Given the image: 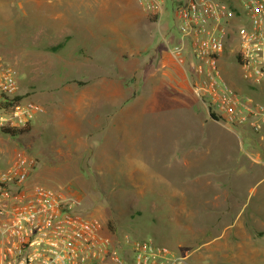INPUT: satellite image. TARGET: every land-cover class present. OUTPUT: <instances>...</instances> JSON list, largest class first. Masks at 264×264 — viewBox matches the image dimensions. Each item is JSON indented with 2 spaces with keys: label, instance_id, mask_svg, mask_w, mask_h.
Segmentation results:
<instances>
[{
  "label": "rangeland",
  "instance_id": "rangeland-1",
  "mask_svg": "<svg viewBox=\"0 0 264 264\" xmlns=\"http://www.w3.org/2000/svg\"><path fill=\"white\" fill-rule=\"evenodd\" d=\"M183 1L153 18L133 0H0V57L42 109L0 133V167L32 155L31 180L76 196L120 256L126 238H152L184 255L181 243L189 264H264V147L213 120L167 55ZM226 226L238 247L201 258L194 247Z\"/></svg>",
  "mask_w": 264,
  "mask_h": 264
},
{
  "label": "built area",
  "instance_id": "built-area-1",
  "mask_svg": "<svg viewBox=\"0 0 264 264\" xmlns=\"http://www.w3.org/2000/svg\"><path fill=\"white\" fill-rule=\"evenodd\" d=\"M137 1L152 16L164 11V0ZM171 16L177 34L168 52L188 71L193 96L264 147V0H186ZM221 59L252 94L226 80ZM41 110L21 98L16 71L0 57V133L27 126ZM35 166L18 151L0 167V264H184V255L152 238H126L128 252L118 255L76 196L31 180Z\"/></svg>",
  "mask_w": 264,
  "mask_h": 264
},
{
  "label": "crops",
  "instance_id": "crops-1",
  "mask_svg": "<svg viewBox=\"0 0 264 264\" xmlns=\"http://www.w3.org/2000/svg\"><path fill=\"white\" fill-rule=\"evenodd\" d=\"M140 8H141V6H140V4L138 3V1L137 0H133ZM142 9V8H141ZM168 31V30H167ZM174 38H176V35L174 36ZM168 48H169V46H168ZM167 55L170 57V55H169V52H168V49H167ZM171 58V57H170ZM172 60V59H171ZM227 79V78H226ZM227 81H229V83L231 84V85H233L234 87H236V88H240V85H241V83H240V81H238V80H229V79H227ZM211 208H217V206H215V207H213V206H211ZM220 208H221V206H220ZM237 216V215H236ZM240 218V217H239ZM228 225V222L226 221V222H224V223H222L221 221H220V219H213V220H211V221H206L205 222V225ZM242 225H243V222H242ZM228 231H229V228L226 226V227H223L222 229H221V231L219 232V234L218 235H216L214 238H215V241H213V242H210V241H206V242H203V243H201V244H199V245H196L194 248L195 249H197V250H199L200 251V257L201 258H204V259H208V258H210L211 256H212V254H214V253H219V254H221V253H223V254H227L228 253V251H229V249L230 250H234L236 247H238V245H239V234H238V236H236V237H238L237 238V240L235 241V239H229V240H227V237H224V235H225V233L227 232L228 233ZM219 240H222V242L221 241H219ZM255 240V239H254ZM229 241V242H228ZM212 244H214V246H211ZM178 249L181 251V252H183L184 253V256L187 258L188 256H189V253L187 252V250L186 249H183V246H181V243H178ZM231 247V248H230ZM194 249V250H195ZM219 254H217L218 256H219ZM244 254V253H243ZM242 254V255H243ZM256 254V253H255ZM182 255V254H181ZM222 255V254H221ZM254 255V254H253ZM258 255V254H257ZM216 256V255H215ZM224 256H227V255H224ZM186 260V259H185ZM223 263V262H222ZM184 264H189V263H187V262H185L184 261Z\"/></svg>",
  "mask_w": 264,
  "mask_h": 264
},
{
  "label": "trees",
  "instance_id": "trees-1",
  "mask_svg": "<svg viewBox=\"0 0 264 264\" xmlns=\"http://www.w3.org/2000/svg\"><path fill=\"white\" fill-rule=\"evenodd\" d=\"M153 18H154V16H152ZM60 45H56V46H52L51 47V49L52 50H56L58 47H59ZM203 105V104H202ZM204 106V105H203ZM206 109V108H205ZM207 111H208V113H209V116L213 119V120H215V121H219L218 119V116L213 112V111H211V110H209V109H206ZM28 126H29V124L27 125V126H25V127H23V128H20V129H16V130H8V132L7 131H5V130H2V134H5V135H7V134H9V136H14L15 134H17V133H21V132H23V131H26V130H28ZM236 131L237 132H241V133H247V134H250V135H252L253 137H255L256 138V136L252 133V132H250V131H248V130H241V129H236ZM263 150H264V148H263Z\"/></svg>",
  "mask_w": 264,
  "mask_h": 264
}]
</instances>
